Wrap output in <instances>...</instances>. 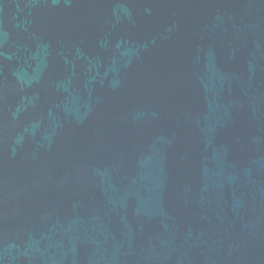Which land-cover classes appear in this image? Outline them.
<instances>
[{
  "label": "water",
  "instance_id": "obj_1",
  "mask_svg": "<svg viewBox=\"0 0 264 264\" xmlns=\"http://www.w3.org/2000/svg\"><path fill=\"white\" fill-rule=\"evenodd\" d=\"M0 264H264V0H0Z\"/></svg>",
  "mask_w": 264,
  "mask_h": 264
}]
</instances>
